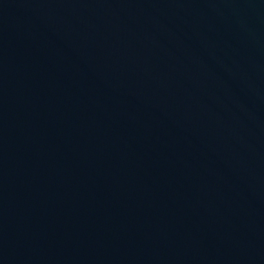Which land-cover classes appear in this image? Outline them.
<instances>
[{"label":"water","instance_id":"1","mask_svg":"<svg viewBox=\"0 0 264 264\" xmlns=\"http://www.w3.org/2000/svg\"><path fill=\"white\" fill-rule=\"evenodd\" d=\"M0 264H264V0H0Z\"/></svg>","mask_w":264,"mask_h":264}]
</instances>
